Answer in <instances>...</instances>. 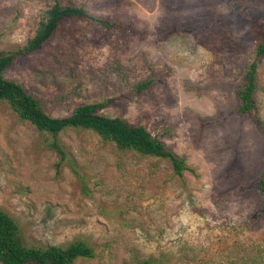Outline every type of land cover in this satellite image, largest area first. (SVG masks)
<instances>
[{
	"label": "rangeland",
	"instance_id": "obj_1",
	"mask_svg": "<svg viewBox=\"0 0 264 264\" xmlns=\"http://www.w3.org/2000/svg\"><path fill=\"white\" fill-rule=\"evenodd\" d=\"M55 1L83 5L134 31L67 20L35 55L6 72L53 116L78 104L149 92L102 112L152 130L186 159L182 176L158 158L119 152L92 130L52 137L0 102V207L29 245L77 238L93 249L75 264H264V213L257 182L264 136L238 110L246 62L264 30V0H0V50L36 32ZM236 1V0H234ZM256 105L264 121V59Z\"/></svg>",
	"mask_w": 264,
	"mask_h": 264
},
{
	"label": "trees",
	"instance_id": "obj_2",
	"mask_svg": "<svg viewBox=\"0 0 264 264\" xmlns=\"http://www.w3.org/2000/svg\"><path fill=\"white\" fill-rule=\"evenodd\" d=\"M250 0H229L237 6ZM67 20H86L107 31L125 33L133 27L119 20L98 16L83 5L61 4L59 1L43 10L35 34L14 50H0V102H6L23 121L33 124L39 131L52 137L63 157H67L60 144V134L69 128H82L95 132L107 143H112L119 152H134L137 155L164 159L180 176L189 169L186 159L176 153L163 140L170 135L165 121H158L152 130L143 124L132 123L121 117L105 115L102 110L111 105L121 104L125 99L149 92L156 79L149 77L135 84L128 93L115 94L102 99L76 105L68 115L53 116L48 113L41 100L28 92L18 80L7 78L5 72L16 62L35 55L47 44L58 28ZM264 59V30L258 38L246 62L244 79L238 89V110L251 114L264 136V121L256 105L257 73ZM257 194L261 199L260 213H264V167L257 182ZM94 249L82 238L64 245H29L21 238L17 220L0 207V264H75L79 258H91ZM134 264H154L150 258L138 260Z\"/></svg>",
	"mask_w": 264,
	"mask_h": 264
}]
</instances>
